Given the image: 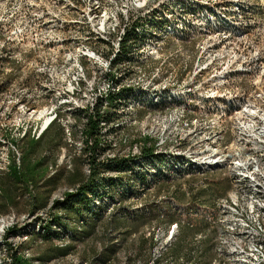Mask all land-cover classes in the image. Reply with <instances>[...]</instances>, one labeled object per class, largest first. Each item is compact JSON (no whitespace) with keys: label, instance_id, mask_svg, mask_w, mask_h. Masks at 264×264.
I'll use <instances>...</instances> for the list:
<instances>
[{"label":"rangeland","instance_id":"374dc122","mask_svg":"<svg viewBox=\"0 0 264 264\" xmlns=\"http://www.w3.org/2000/svg\"><path fill=\"white\" fill-rule=\"evenodd\" d=\"M196 1L195 5L200 11L207 6L201 2L218 3L220 7H217V12L227 15L226 30L231 33V36L224 39L222 34L216 31L199 32L197 29H209L205 27L203 20H198L196 17L194 21L192 16H189V20L193 21L190 31L192 36L184 39L171 35L161 41V51L157 57L144 60L143 63L147 64L143 68L133 67V71L139 67L141 73L137 71L135 74L131 70L132 76L127 79L124 91H151L157 94L156 101L161 99V95L169 101V98L178 91H186L187 87L192 86L194 87L192 91L215 89L264 91V0L243 2L250 4L254 13L242 19L233 15L234 0H214L212 3L208 0ZM217 12L216 15H218ZM16 53L18 49H15L13 56H16ZM22 58L25 63L0 59V178L8 172L12 153H15L17 159L22 154L20 147L24 133L31 131L32 136L36 137V133L44 124L45 115L54 109L65 116L59 123L64 131L66 130L69 144V147L62 150L59 155L57 173L55 169L50 168L52 175L56 173L54 181L58 182L52 198L59 200L64 197L66 191L71 192L70 179L77 171H83L87 175L89 173L86 145L81 136L85 119L74 118L72 114L80 111L94 113L100 103H102L101 112L108 109L109 106L104 105V99L101 97L104 94L102 91L104 78L90 74L87 79L89 86L84 91H35L38 80L35 79L31 69L39 62L29 52L22 51ZM230 65L232 73L228 82L214 87L216 78L213 79V77H218L219 73L224 71H231ZM202 70L203 72L199 73ZM196 73H198L197 77ZM90 87L94 91H91ZM118 102L112 109L117 119L109 125L101 124L103 135L99 140L102 148V150L100 148L102 153L100 161L114 155L135 158L138 157V154L133 155L136 147L142 151V148L148 144L164 141L167 145L161 150L162 154L173 152L179 155L177 159L190 162L181 154H177L180 153L178 151L188 155L187 151L192 153L208 145L201 133H196L197 136H190L187 139V134L181 129L178 121L180 114L175 113V103L166 104L163 108L151 110L141 108L131 112L125 105ZM35 129L36 133L33 135ZM72 130H75V137L72 136ZM109 131H114V134H109ZM225 138L228 140L229 135ZM183 139L186 141L182 142ZM168 157L170 156L166 158ZM193 165L195 164H192L189 172L183 174L174 168H172L173 172L165 174V170L159 169L158 165L153 167L154 173L162 172L169 182L153 187L146 197L140 201L134 200L131 205H127L128 208L133 207V211L139 212L135 220H118L117 224L113 225L120 228L109 231V225L112 223L110 218L114 213L112 212L107 219L104 218L99 223L94 236L84 241L76 239L71 244L64 242L65 246L73 247L70 254L47 264H98L100 262L98 256L109 255V249L112 247L110 244L113 241H117L114 242L117 245V252L107 264L173 263V260L166 258L178 230L173 240L168 241L167 231L171 225L164 228L155 212L159 210L164 213L170 207L179 215L181 221L194 218L207 221L206 218L211 215L215 205L209 207L214 202L216 204L219 197H224H221V193L226 186L230 187L228 192L231 189V178L225 169ZM126 187L128 186L125 185V189ZM137 189L141 188L137 187ZM30 201L31 198L28 195H22L14 207L9 206V211L6 213L0 206V264H13L8 244L12 245L14 250L21 249L27 259H32L30 264H44L35 258L41 252L53 247L50 241L37 235L42 233L38 226L40 222L38 219L45 222L48 219V213L34 215ZM118 217L114 219H119ZM12 227H15L14 232L8 239L3 238L7 229ZM212 227L216 231L214 240V247H216L218 231L213 225ZM258 238L255 241L256 245L264 248V233ZM53 245L60 246V243L55 242ZM212 264H235V262L230 255L221 257L216 255V260Z\"/></svg>","mask_w":264,"mask_h":264},{"label":"bare ground","instance_id":"6f19581e","mask_svg":"<svg viewBox=\"0 0 264 264\" xmlns=\"http://www.w3.org/2000/svg\"><path fill=\"white\" fill-rule=\"evenodd\" d=\"M245 1H233V15L239 19L254 13ZM206 2H201L207 6L200 11L196 0H0V59L25 63L22 51L33 54L39 62L31 69L38 80L35 91H84L91 74L104 78V105L109 106L110 97L131 112L175 103L187 139L201 133L208 145L187 151L188 155L178 151L190 161L185 162L173 152L162 154L167 143L160 141L155 144L161 158L159 169L165 174L169 166L182 174L189 172L192 164L225 169L232 179L231 189L216 201L215 217L209 219L218 231L214 251L218 257L230 255L235 264H264V248L255 243L264 233V91H192V86L178 91L169 101L162 95L156 101L157 94L151 91H124L135 67L118 63L129 30L135 28L137 34L148 36L153 25L160 29L156 40L139 48L136 57L142 64L157 57L161 41L171 35L192 36L189 16L194 21L196 17L203 20L209 29H197L199 32L216 31L224 39L231 36L226 30L227 15L217 12L220 6L215 1ZM15 49L18 53L13 56ZM135 70V74L141 73L139 67ZM231 73L232 66L231 71L213 77L220 80L213 86L226 84ZM45 116L43 126L33 132L37 139L58 119V112L52 109ZM135 154L140 157L142 151L136 147ZM178 227L173 224L168 228V241L173 240Z\"/></svg>","mask_w":264,"mask_h":264},{"label":"trees","instance_id":"16d2710c","mask_svg":"<svg viewBox=\"0 0 264 264\" xmlns=\"http://www.w3.org/2000/svg\"><path fill=\"white\" fill-rule=\"evenodd\" d=\"M153 27L148 35L149 37L146 34H143V36L137 34L135 28L127 32V36L122 43V57L118 60V63H131L134 66L139 64L142 68L146 66L147 63L142 64L136 55L139 48L145 46L151 40H156L157 34L161 33L157 25H153ZM123 96L124 93L119 98ZM108 100L109 107L105 112H101L102 103H100L94 113L80 111L72 114L74 118L85 119L81 136L86 145L85 152L86 157H88L89 173L87 175L83 171H77L73 175L70 179L71 192L70 190L66 191L63 200L52 198L54 190L58 186V182L54 181V177L58 169L59 155L62 150L69 147L64 128L59 123L61 118L65 116L59 113L58 119L38 139L32 136L31 131L24 133L20 147L22 154L17 159L15 153H12L8 172L0 178V206L4 208V213L9 211V206L14 207L22 195H28L31 198V209L34 215L42 212L48 213V219L45 222L38 219L40 221L38 226L42 231V233L37 234L38 237L50 241L49 243H52L53 246L52 249L41 252L35 258V260L44 264L70 254L73 247L65 246L64 242L71 244L76 239L84 241L94 236L99 223L104 218L107 219L112 212L114 213L110 218L112 223L109 225V231L120 228V226L113 225L117 224L118 220H135L139 212L133 211V207L128 208L127 205H131L134 200L140 201L146 197L153 187L169 182V179L159 171L153 172V167L161 162L160 157L156 155L155 144L144 146L140 157L124 158L114 155L113 157L107 156L104 161L99 160L100 155L102 156L99 144V140L103 135L101 124L109 125L117 119L112 110L116 98L110 97ZM74 131L72 130V136L75 137ZM108 133L114 134V131ZM50 168L55 169L56 173L52 175ZM168 170V172H173L170 166ZM125 185L128 186L126 189ZM137 187L141 189H137ZM118 188H120V191H118ZM229 188V186L224 188L221 197L227 194ZM214 205L215 209L212 208L211 215L206 218L209 223H212L209 219H214L216 214L215 202L209 208L214 207ZM208 210L210 211V209ZM155 213L164 228L178 224V233L174 238V242L180 232L181 225L186 226L191 234L196 235L199 232L191 219L181 221L179 215L172 211L170 207L164 213L159 210ZM116 216H119V219H114ZM14 229L15 227L8 228L3 238L8 239ZM29 234L34 233L29 232ZM32 241H35V239H32ZM55 242H59L60 246H54ZM114 242L117 241L111 242L110 246L112 247L109 249V255L101 254L98 256L100 260L98 264H107L113 259L117 252V245ZM150 242L153 244L152 239H150ZM8 247L11 251L13 264H30L32 259H27L21 249L14 250L10 244H8ZM182 248L181 246L179 249ZM193 253H195L194 250L188 249V254L181 258L182 260H176L174 258L175 253L171 257L167 256L166 259L173 260L178 264H195ZM206 253L203 256V264L208 259Z\"/></svg>","mask_w":264,"mask_h":264},{"label":"crops","instance_id":"0c3cea01","mask_svg":"<svg viewBox=\"0 0 264 264\" xmlns=\"http://www.w3.org/2000/svg\"><path fill=\"white\" fill-rule=\"evenodd\" d=\"M196 229L199 231L196 235L191 234L188 228L184 225L180 226V232L173 244V247L169 250L167 256H172L175 253L174 258L176 260H182L188 254V249L195 251L193 262L195 264H203V256L206 253L208 259L205 264H212L216 260L214 253V240L215 230L210 223L204 219L194 218L191 219ZM183 247L181 250L180 247Z\"/></svg>","mask_w":264,"mask_h":264},{"label":"built area","instance_id":"2783aa9c","mask_svg":"<svg viewBox=\"0 0 264 264\" xmlns=\"http://www.w3.org/2000/svg\"><path fill=\"white\" fill-rule=\"evenodd\" d=\"M25 21H26V19H24ZM130 24H131V21H130ZM109 72V77H110V71H108ZM96 98H97V96H96ZM229 175V174H228ZM232 180V179H231ZM219 202H220V198H219ZM214 227H215V223H214Z\"/></svg>","mask_w":264,"mask_h":264}]
</instances>
